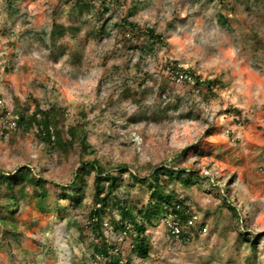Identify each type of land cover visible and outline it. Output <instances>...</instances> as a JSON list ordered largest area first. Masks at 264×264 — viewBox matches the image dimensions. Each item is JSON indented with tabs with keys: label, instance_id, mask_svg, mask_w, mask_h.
<instances>
[{
	"label": "rangeland",
	"instance_id": "374dc122",
	"mask_svg": "<svg viewBox=\"0 0 264 264\" xmlns=\"http://www.w3.org/2000/svg\"><path fill=\"white\" fill-rule=\"evenodd\" d=\"M146 27L164 42L149 49ZM48 109L63 147L34 123ZM76 125L85 146L66 144ZM93 160L134 209L155 170L184 202L185 220L147 226L149 259L112 228L115 209L97 239L95 171L78 170ZM23 166L18 207L0 197V264H106L86 246L103 239L123 263L264 264V0H0V173Z\"/></svg>",
	"mask_w": 264,
	"mask_h": 264
},
{
	"label": "trees",
	"instance_id": "16d2710c",
	"mask_svg": "<svg viewBox=\"0 0 264 264\" xmlns=\"http://www.w3.org/2000/svg\"><path fill=\"white\" fill-rule=\"evenodd\" d=\"M80 7H86L85 3L80 4ZM131 29L135 27V24L131 23ZM104 29V27L102 28ZM101 29V30H102ZM100 30V31H101ZM142 35L147 37L149 41L148 48L153 49L154 46L158 43H163L164 40L162 36H160L152 27H146L138 30ZM175 69V68H173ZM178 73V72H177ZM172 71V74H177ZM190 73L189 76L194 75ZM196 80V84L198 83V78L194 77ZM58 115L59 111L54 109H48L46 111L38 110L34 113V123H37V127L43 133L46 141L50 142V139L54 137L55 142L58 147H63L64 142L63 138L58 131L55 130V116ZM16 125H23L27 127L32 125L33 122L30 120V116L25 115L22 111L16 112ZM33 115V114H32ZM67 145H72L76 140H78L79 144L85 146L86 136L85 131L80 128L79 125L75 127H69L68 130ZM65 141V142H66ZM121 168L120 172L126 169L125 164H120ZM78 170H82L84 173H91V171H95L94 173V196H95V206L93 210L89 214V218L92 220L91 224L95 229H97L98 235L97 239H102L103 231L101 227L103 225V216L107 209H115L119 215L118 219L112 218L110 224L115 231H122V233L126 236L128 235L130 238V254L135 257L141 258L143 260H147L150 257L151 245L149 241L145 237V231L147 226L153 225L155 218H159L162 213L169 211L170 213L179 215L182 220H185L187 217V212L185 210L186 206L183 204L184 202H178L177 195L174 191L166 190L158 181V174L160 170H155L154 176L156 180H152L149 182L150 192V202L148 203L146 208L134 209L127 205L126 202H121L118 196H114V189L117 185V176L113 174L107 173L104 175L106 168L98 163V161L93 160L89 164L85 166H81ZM31 172L30 168L23 166L13 173L5 174L0 173V197L2 195L3 189L10 193L9 204L10 207H7L10 212L14 210L11 207H18V200L15 199L13 195L14 186L18 185V182L29 181L31 183L34 182L33 177L29 175ZM180 172V171H179ZM185 170H181V173H185ZM169 174L173 175V172ZM19 180V181H18ZM44 184V179H38L37 183ZM37 197L39 199H43L45 197V192L42 191L40 194L37 193ZM229 208L237 215L236 208L229 205ZM106 241L100 242H90L86 244L87 247L93 246V250L96 255L107 258L109 262L106 264H131L129 260H126L124 263L121 261L120 253H109L108 248L106 247Z\"/></svg>",
	"mask_w": 264,
	"mask_h": 264
}]
</instances>
